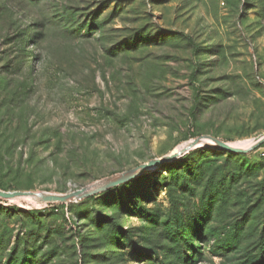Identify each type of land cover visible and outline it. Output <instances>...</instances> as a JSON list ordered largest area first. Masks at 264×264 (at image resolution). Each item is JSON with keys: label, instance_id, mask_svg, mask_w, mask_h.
Returning a JSON list of instances; mask_svg holds the SVG:
<instances>
[{"label": "rangeland", "instance_id": "374dc122", "mask_svg": "<svg viewBox=\"0 0 264 264\" xmlns=\"http://www.w3.org/2000/svg\"><path fill=\"white\" fill-rule=\"evenodd\" d=\"M263 133L264 0H0V190L94 189L0 199V264H264V142L181 151Z\"/></svg>", "mask_w": 264, "mask_h": 264}, {"label": "water", "instance_id": "95a60500", "mask_svg": "<svg viewBox=\"0 0 264 264\" xmlns=\"http://www.w3.org/2000/svg\"><path fill=\"white\" fill-rule=\"evenodd\" d=\"M203 138H207L209 140H212L216 143V146L220 149L223 150H228L231 152H244V151H248L250 149L255 148L256 146H259L260 144H262L264 142V133L255 137L252 141H250L247 145L243 146V147H233L227 143H225L224 141H221L219 139H215V138H211V137H201V138H196L192 141H190L186 147L183 150H188L197 146H201L203 144L200 145L199 141ZM204 145H208V144H204ZM180 152H174L171 155H166L163 156L159 159H154L150 162H148L147 164H143L140 167H138L135 171L126 174V175H120L117 177H114L108 181H106L103 185L99 186L98 188H108V187H112L114 185H117L121 182L130 180L131 178L135 177L136 175L141 174L146 168H148V166H153L155 164H160L163 163L165 161H169L174 159ZM97 189V188H95ZM92 191H94V189H79L76 191H73L69 194H65V195H57V194H44V193H38V192H32V191H2L0 190V197L1 198H14V197H19V196H36L39 197V199L41 201H65V200H70V199H77V198H82L84 196H87L88 194H90Z\"/></svg>", "mask_w": 264, "mask_h": 264}, {"label": "bare ground", "instance_id": "6f19581e", "mask_svg": "<svg viewBox=\"0 0 264 264\" xmlns=\"http://www.w3.org/2000/svg\"><path fill=\"white\" fill-rule=\"evenodd\" d=\"M208 141H212V140H209V139H207V138H203V139H201V140L199 141V143H200V145H201V144H207V143H214V144H216L214 141H212V142H208ZM153 166H155V165H153Z\"/></svg>", "mask_w": 264, "mask_h": 264}, {"label": "trees", "instance_id": "16d2710c", "mask_svg": "<svg viewBox=\"0 0 264 264\" xmlns=\"http://www.w3.org/2000/svg\"><path fill=\"white\" fill-rule=\"evenodd\" d=\"M35 35V34H34ZM119 185H122L121 183L119 184ZM118 186V185H117ZM117 186H115V187H117ZM114 187V188H115ZM113 188V189H114ZM2 201H7V200H9L10 198H0ZM56 203H60V202H56ZM184 242H188L189 243V240H187V241H184Z\"/></svg>", "mask_w": 264, "mask_h": 264}]
</instances>
